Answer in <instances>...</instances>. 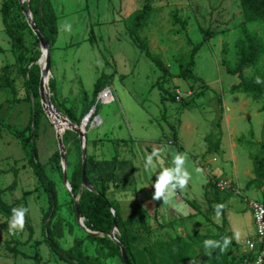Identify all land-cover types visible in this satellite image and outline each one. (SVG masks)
<instances>
[{"label": "rangeland", "instance_id": "rangeland-1", "mask_svg": "<svg viewBox=\"0 0 264 264\" xmlns=\"http://www.w3.org/2000/svg\"><path fill=\"white\" fill-rule=\"evenodd\" d=\"M5 1L12 5L9 22L14 40L2 20ZM19 1L0 0V203L8 204L26 223L9 218L0 208V264H77L61 259L45 241L42 222L50 207L48 195L14 135L27 127L38 106L42 108L40 96L33 98V90L27 92L28 79L23 73L33 65L41 70L37 64L41 46L27 22V4L21 7ZM147 1L153 8L151 17L132 36L130 18ZM194 1L200 3L199 16L191 0H48L58 17V35L51 47L52 104L67 118L71 112L83 121L82 113L94 101L97 114L83 126L87 158L104 161L113 157L116 183L110 185L108 198L116 201L124 219L140 213L139 200L154 186L149 184L151 177L162 183L163 170L168 176L177 171L169 190L176 202H187L188 207L182 214L161 205L158 219L148 222L149 232L138 225L128 226L135 237L132 252L137 264H173L177 239L184 246V264H212L223 231L229 237L220 264L225 260L244 264V256L249 254L247 242L254 245L259 241L249 203L263 200L264 177L258 179L257 164L264 169V113L260 112L264 102L231 92L240 80L227 71L237 62L242 9L239 0ZM31 4L38 13L47 10V0H28ZM174 14L186 26L176 25ZM248 28L264 41L261 22ZM208 30L216 37L205 42L196 55L195 66L190 68L195 78H183L193 47L203 43ZM138 38L163 62V69L139 48ZM245 73L250 78L264 74V57L258 67L245 68ZM101 77L112 89L115 100L111 103L100 100L101 92L94 96ZM50 119L64 132L69 182L82 163V146L73 130L63 129L62 123L42 111L34 142L37 159L58 194L59 208L50 223L52 237L61 251L77 255L80 250L99 264H124L116 243L101 244L79 226L73 194L63 183L60 164L52 159L59 147ZM172 128L178 131L177 146L167 144L173 137ZM147 148L157 152L163 167L154 155H147ZM170 148L177 149L178 159L171 157ZM215 179L231 183L230 189L219 191V210L205 197L208 181ZM86 191L80 184L78 202ZM212 194L216 196V192Z\"/></svg>", "mask_w": 264, "mask_h": 264}, {"label": "trees", "instance_id": "trees-1", "mask_svg": "<svg viewBox=\"0 0 264 264\" xmlns=\"http://www.w3.org/2000/svg\"><path fill=\"white\" fill-rule=\"evenodd\" d=\"M46 1V0H45ZM192 1V5L194 8L193 11L196 16H199V13L202 11L199 2ZM221 2H228L233 0H219ZM240 6L242 9L243 20L241 21V33L242 38L238 39L236 42L237 48V62L233 69L228 68V73L237 76L240 80L239 85L234 86L231 89L233 93H244L251 95L255 100H262L264 102V74L256 77H248L245 73V68L247 67H258L260 60L264 57V41L263 39L256 33L250 31L248 26L250 24L261 22L264 25V0H239ZM30 11L35 14V23L40 32L44 35L46 41L52 47L56 42L58 35V17L47 0V10L45 12H36V10L32 7V4L29 5ZM12 5L8 1H5L2 4L1 15L5 30L10 39H15V32L12 29L9 18L11 16ZM153 8L149 4V1L144 5L143 9L136 14H134L130 19H132V30L131 35L137 36L138 31L142 30L144 26L147 24L148 20L151 17ZM174 23L176 25L186 26V22L183 21L177 14L173 15ZM216 37L214 33L208 30L204 34L203 43L199 44L196 47H193L191 53V60L189 62V68L186 69L182 77L183 78H195L193 72L190 68L195 66V57L204 45L205 42H209L211 39ZM138 41L141 42L139 48L143 50L147 57L152 60L158 67L163 69L165 66L159 58L155 57L151 54L149 47L146 43L142 42L139 38ZM225 66H228L227 62H223ZM24 76L27 80V92L29 93L31 90L33 98H38L39 92L37 91L40 84L41 70L37 65H33L31 68H25ZM106 86L104 85V77H101L96 85L94 96L96 97L100 92H102ZM54 90V84L51 86V91ZM85 99L88 100L87 95L85 94ZM177 100V96L175 97ZM54 103V101H53ZM94 108V101H90V103L85 108L82 116L84 119ZM42 108L38 106L33 114V118L30 120L29 124L22 131H15L14 135L19 138L21 143V148L23 150L24 156L27 159L28 166L33 170L35 176L45 189L50 207L43 218V226L42 230L44 232L45 241L51 247V249L55 250L61 259L76 261L77 264H99L97 259H91L83 255V253L79 250L77 255L72 251H61L60 247L52 237L51 233V221L54 218L58 208V194L55 189V185L53 181L48 177L44 165H42L37 159V148L34 142L36 136L38 135L41 122H42ZM261 111L264 113V106L261 107ZM97 111H94V114ZM97 116V115H96ZM68 118L71 122L80 125L82 120L76 118L74 114L68 112ZM173 129V143L178 145V131ZM52 159L59 165L61 162L60 153L57 152ZM113 161V160H112ZM112 161H98L95 158H87V180L93 186V188L97 191V193L86 191L83 193L81 201L78 202L79 211L83 218H85L86 227L95 232H100L104 235L103 238L93 237L91 239L100 242L104 245H114L108 238V234L114 228V220L116 221L117 229L119 232V236L117 235L118 240L121 244L124 245L127 257L131 264H137L134 254L132 252V242L135 240V237L129 233V227L139 226L140 229H145L149 232L151 229L149 228V224L146 221V218L143 214L131 218L129 220H123L121 216L120 210L116 207L115 202L111 201L108 198V191L110 189L111 183L115 182L113 176H115L116 169H113ZM264 165V164H263ZM61 166V165H60ZM258 168V179L264 177V169L261 165L257 164ZM63 176V173H62ZM219 180L212 182L208 181L205 187V197L209 204H216V209H220V196L219 189L217 187V183ZM116 183V182H115ZM80 184H82V163H80L77 171L74 172L70 185L72 188L73 197L76 198L79 194ZM16 185V181L11 185L9 189L13 190ZM216 192V196L213 197L212 192ZM73 198V199H74ZM0 208L6 216L9 218H15L17 220L26 223L25 220L15 214L12 211V208L8 206L6 203H0ZM111 209L115 211V217L111 213ZM129 226V227H128ZM142 226H144L142 228ZM148 227V228H147ZM226 227L225 221L223 222V228ZM31 229L30 226H28ZM223 238L219 241L220 250L215 253L214 260L212 264H220L224 257V243L229 237V233H225L223 231ZM114 243V244H113ZM176 245L175 248V262L173 264H184V246L181 243V240H176L174 242ZM80 246V244H78ZM116 249L119 251V246L115 245ZM252 254H248L244 256L243 262L248 259H251ZM222 264H229L225 260Z\"/></svg>", "mask_w": 264, "mask_h": 264}, {"label": "water", "instance_id": "water-1", "mask_svg": "<svg viewBox=\"0 0 264 264\" xmlns=\"http://www.w3.org/2000/svg\"><path fill=\"white\" fill-rule=\"evenodd\" d=\"M20 6L22 7L23 5L27 4V12L26 14V19L27 22L36 35L40 46H41V52L42 56L40 61L37 63L41 67V77H40V84H39V95L41 99V106L44 112L47 114V116L53 119H61V120H66L74 133H76L79 136V140L82 146V185L88 189L90 192L97 193V191L93 188V186L88 182L87 180V152H86V131L83 129V124L85 122H88L94 113L93 109L92 111L83 119L80 125H77L73 122H71L65 115L62 113L58 112L54 105L52 104L50 95H49V81L51 77V46L50 44L47 43L44 35L40 32V30L37 28L36 23L34 22L33 15L29 9L28 5V0H20ZM44 49V50H43ZM44 59V67L42 68L41 66V61ZM52 121V119H50ZM55 125L56 129V135H57V140H58V147H59V153H60V158H61V168H62V173H63V183L67 190L72 193V188L68 179V161L66 158V152H65V145L63 142V134L64 132L57 126V124L52 121ZM74 198V197H73ZM74 205H75V212H76V219L79 224V226L83 229L84 232H86L88 235L93 236V237H100L103 238L104 235L100 232H95L89 230L86 225H85V218L82 217L80 211H79V205H78V200L77 198H74ZM112 215L115 217V211L111 209ZM117 225L116 221L114 220V228L113 230L108 234V238L116 243L121 252V257L124 262V264H131L128 257L127 253L125 250V247L117 238Z\"/></svg>", "mask_w": 264, "mask_h": 264}, {"label": "crops", "instance_id": "crops-1", "mask_svg": "<svg viewBox=\"0 0 264 264\" xmlns=\"http://www.w3.org/2000/svg\"><path fill=\"white\" fill-rule=\"evenodd\" d=\"M260 112L263 113L261 111V109H260ZM160 142H164V141H160ZM178 143H179V137H178ZM167 144L171 145V146H176L173 143V137H172V139H170V138L168 139V143ZM160 148H161V146L157 147L158 150ZM147 150H148L147 155L148 156L154 155L153 158H154V160L156 161V163L158 165H160V166L162 165V167H163V165H165L163 160L158 158V154H156L157 153L156 151H153V150L148 149V148H147ZM169 151H170L171 157L173 159H175V158L178 159V156H177L178 152H177L176 148H170ZM158 153H159V151H158ZM145 157H146V155H145ZM112 158H106L104 161L109 162V161H111ZM96 160L102 161L103 159H96ZM145 161H146V159H145ZM144 165H145V168H147V169L149 168L147 162H145ZM175 175H177V171H175V173L172 176H168L167 172L165 170H163L164 179H162V183H159L156 179L151 177V179L149 180V184L153 183L154 186L150 185L149 190L144 191V194L142 195L141 199L139 200L140 201L139 207L141 209L140 213H138L137 215H134V216H132L130 218H127V219H124V217L121 214L123 220L126 221V220H129L131 218H135V217L143 214L145 216V218H146L147 223H148L150 219H156V218L158 219L157 216H158V214L160 212L159 207L161 205H164L166 207L167 211L169 210V208L174 207V208L177 209L176 210L177 213H182L183 214V212L186 209V207H188L187 202L185 204H180L179 202H176L174 200V198L172 197L173 193L171 194L170 190H169L170 187H169L168 184L170 182V179L173 180ZM111 185H113V183H111ZM110 191H111V189H109L108 193H110ZM152 191H154V192H152ZM114 202H116V201H114ZM148 205H151L150 207L154 208V214L150 213V211L148 209ZM160 218H161V220L163 222V218L162 217H160ZM170 222H172V221L170 220L169 223ZM148 224H150V223H148Z\"/></svg>", "mask_w": 264, "mask_h": 264}, {"label": "built area", "instance_id": "built-area-1", "mask_svg": "<svg viewBox=\"0 0 264 264\" xmlns=\"http://www.w3.org/2000/svg\"><path fill=\"white\" fill-rule=\"evenodd\" d=\"M179 95V93H177ZM191 92L189 96H191ZM99 98L104 103H111L115 100L112 89L107 88L100 93ZM179 101V97H177ZM219 190L224 191L231 188V183L227 180H219L217 183ZM263 200L262 201H250L249 205L252 210L256 236L259 241L257 244L247 242L249 247V253L252 254L251 259H248L244 264H264V189H263Z\"/></svg>", "mask_w": 264, "mask_h": 264}, {"label": "bare ground", "instance_id": "bare-ground-1", "mask_svg": "<svg viewBox=\"0 0 264 264\" xmlns=\"http://www.w3.org/2000/svg\"><path fill=\"white\" fill-rule=\"evenodd\" d=\"M44 50V49H43ZM41 66H42V68L44 67V59H42V62H41ZM56 121H59L60 122V124L62 123V125L64 126V128L63 129H68V130H72V128H71V126H70V124L66 121V120H61V119H55ZM85 123H87V122H85ZM84 123V124H85ZM84 124H83V126H84ZM60 128V127H59ZM84 129V128H83Z\"/></svg>", "mask_w": 264, "mask_h": 264}]
</instances>
